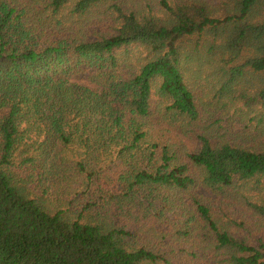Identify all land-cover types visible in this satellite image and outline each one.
Listing matches in <instances>:
<instances>
[{
    "label": "trees",
    "instance_id": "trees-1",
    "mask_svg": "<svg viewBox=\"0 0 264 264\" xmlns=\"http://www.w3.org/2000/svg\"><path fill=\"white\" fill-rule=\"evenodd\" d=\"M0 264H264V0H0Z\"/></svg>",
    "mask_w": 264,
    "mask_h": 264
}]
</instances>
